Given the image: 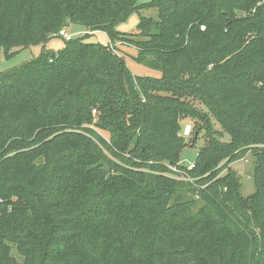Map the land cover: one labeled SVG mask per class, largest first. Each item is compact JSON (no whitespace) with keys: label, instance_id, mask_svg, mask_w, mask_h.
Returning a JSON list of instances; mask_svg holds the SVG:
<instances>
[{"label":"trees","instance_id":"trees-1","mask_svg":"<svg viewBox=\"0 0 264 264\" xmlns=\"http://www.w3.org/2000/svg\"><path fill=\"white\" fill-rule=\"evenodd\" d=\"M263 1L0 0L6 57L79 26L160 74L81 37L0 73V264H264ZM183 118L207 138L192 167Z\"/></svg>","mask_w":264,"mask_h":264},{"label":"rangeland","instance_id":"rangeland-1","mask_svg":"<svg viewBox=\"0 0 264 264\" xmlns=\"http://www.w3.org/2000/svg\"><path fill=\"white\" fill-rule=\"evenodd\" d=\"M150 1L152 0H139L140 3H148ZM140 15L156 18L158 15V11L157 9L150 8L142 10L140 14L135 13L128 19L126 23L120 25L118 30L125 33L133 31L139 23ZM79 37L86 39L87 42L108 45L112 51L125 59L127 66L136 76L156 78L160 77V74L158 72L145 66L138 65L133 60V57L136 56L137 50L132 44L134 41L131 40L132 38L128 39L126 37H123L119 41L110 43L105 33H99L98 31L96 32L92 30L88 31L86 28L79 26H69L61 31L59 37L50 40L48 43L39 44L21 51L18 50L11 57H6L5 53L1 51L0 73L24 65L38 58L44 50L58 51L64 47L66 40ZM196 105L201 111H206V109L202 105H198V103H196ZM180 123L183 128V136L186 138V142L188 145L181 153L180 164L184 167H192L194 165V162L196 161L200 148H202L206 144L207 138L205 137L204 131H201V133L197 132L198 126L200 127L202 123L197 124L188 118L181 119ZM213 124L215 130L221 131V127L216 122L213 121ZM187 126L191 127V133L189 135H184V131ZM229 140V136L225 135L223 141L228 142ZM255 160L256 158L254 156V153H252L251 151L245 157L230 166V169H232L240 178L242 184L241 193L245 197L252 195L256 190L253 180ZM224 174H226V172L223 173V175Z\"/></svg>","mask_w":264,"mask_h":264},{"label":"built area","instance_id":"built-area-1","mask_svg":"<svg viewBox=\"0 0 264 264\" xmlns=\"http://www.w3.org/2000/svg\"><path fill=\"white\" fill-rule=\"evenodd\" d=\"M262 85V84H261ZM191 133V127L190 126H187L185 128V131H184V135H189ZM170 169L174 172L177 171L176 167H170Z\"/></svg>","mask_w":264,"mask_h":264}]
</instances>
